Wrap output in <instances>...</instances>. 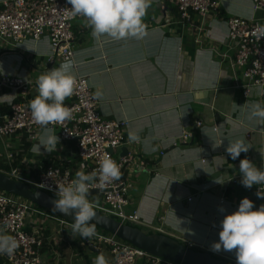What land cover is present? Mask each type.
Here are the masks:
<instances>
[{"label":"crops","instance_id":"obj_1","mask_svg":"<svg viewBox=\"0 0 264 264\" xmlns=\"http://www.w3.org/2000/svg\"><path fill=\"white\" fill-rule=\"evenodd\" d=\"M4 1L0 0V9ZM234 17L254 18L264 25V11L254 12L251 0H221L218 14L206 19L193 15L190 23L173 5L152 0L143 17L145 35L139 39L94 38L86 19L73 23V74L88 78L102 117L128 122L127 144L115 157L132 158L124 176L133 184L127 212L138 213L140 219L133 225L147 233L159 234L155 230L162 229L160 235L229 264H236L235 250L211 251L219 241L220 221L237 211V203L245 197L253 196V210L264 202L254 196L256 186L243 187L239 172V162L246 157L264 167V122L248 119L253 104L264 107V89L254 88L249 98L244 97L248 83L234 66L236 49L228 38L227 21ZM61 63L52 58L47 35L20 45L0 38V76L29 82L31 101L38 96V77ZM16 99L15 91L0 90V115L9 114ZM183 131L191 141L195 135L193 144L179 142ZM130 132L139 141L129 140ZM40 139L34 144L21 133L6 139L16 165L26 171L39 165L78 168L74 143H58L48 153L37 150ZM237 139L250 148L233 161L226 148ZM235 177H240L239 182L231 184ZM220 208L226 212L222 214ZM44 230L51 238L42 249L45 264L54 263V251L62 264H94L98 254L112 262L107 249L93 252L82 246L79 236L55 245L56 224L47 222ZM0 264H5L2 259Z\"/></svg>","mask_w":264,"mask_h":264},{"label":"built area","instance_id":"obj_2","mask_svg":"<svg viewBox=\"0 0 264 264\" xmlns=\"http://www.w3.org/2000/svg\"><path fill=\"white\" fill-rule=\"evenodd\" d=\"M254 12L264 11V0H251ZM164 4H171L177 8L183 21L192 22L193 15L206 19L218 14L221 0H162ZM71 5L67 0H7L0 9V38L7 43L23 44L27 39L40 41L44 36L49 37L52 58L62 62L75 57V35L73 23L81 16L72 17ZM258 26H264L256 19L230 18L227 21L228 38L235 45L236 57L234 66L243 72L247 81L244 97L251 95L252 89H264V37L258 39L253 33ZM13 90L17 99L11 106V112L0 115V174L11 179L27 183L49 195L54 192L45 191L39 184L45 183L53 191L61 185L67 186L76 178L75 173L89 174L97 171L95 183L91 188L89 199L98 201L96 211L112 217L122 224H140L138 213L130 214V192L133 184L125 178V172L131 166V155L116 158L115 153L127 144V121H113L102 117L98 101L90 87L88 78L76 77V87L70 101L64 105L71 109L72 119L63 123L49 125L58 132L59 143L65 145L74 143L79 159L78 168L74 170L70 165L35 167L32 172L37 180L26 178L22 167L16 165L15 155L5 141L7 138L24 134L28 141L36 144L43 134V129L31 115L29 92L30 83L19 77L0 76V90ZM7 117V119H5ZM199 125V123H198ZM177 142V141H176ZM180 143L191 142V135L183 131ZM174 143V146H177ZM109 156L120 167L122 173L119 181L104 184L100 187V163L104 156ZM5 167V168H4ZM51 176L48 177V172ZM242 179V177H241ZM240 177L231 180V184L238 183ZM264 185L254 188L253 194ZM96 194H91L96 192ZM91 194V195H90ZM99 198V199H98ZM253 201L252 197H245ZM191 200V199H190ZM242 200V199H241ZM240 200V201H241ZM240 201L237 203L239 206ZM50 222L58 226L62 241L74 239L78 233H73L72 223L40 210L28 200L13 194L0 191V232L14 236L18 248L12 256L0 254L5 264H45L42 258V249L51 242L44 230V224ZM164 233L162 229H156ZM81 238V237H80ZM82 239V238H81ZM82 246L98 250L107 249L112 258L111 264H181L158 258L126 243L116 235L110 234L96 227V235L90 239H82ZM59 251V250H58ZM53 264H62L59 252L52 254Z\"/></svg>","mask_w":264,"mask_h":264},{"label":"clouds","instance_id":"obj_3","mask_svg":"<svg viewBox=\"0 0 264 264\" xmlns=\"http://www.w3.org/2000/svg\"><path fill=\"white\" fill-rule=\"evenodd\" d=\"M151 2L152 0H67L72 6L71 16L86 19L94 38L107 36L116 41L139 39L145 35L143 17ZM253 34L257 35L258 39L264 37V26H258ZM2 74L0 69V75ZM37 86L38 96L29 105L33 120L43 129L37 150L41 151L43 148L50 153L56 149L59 137L49 125L72 119V111L64 105V101L73 95L76 87L73 62L66 60L59 67L40 75ZM248 119L264 122V107L259 103L253 104ZM139 139L137 134L129 133V140ZM249 148L243 139H237L229 142L226 152L231 160L235 161L241 153H248ZM98 172L100 187L119 181L122 176L120 167L107 155L102 159ZM239 172L242 176L241 184L246 189L264 185V167L258 168L247 157L240 160ZM47 175L50 177L51 171ZM96 178L97 171L89 174L77 172L76 178L69 185H61L55 191L45 183L39 184L45 191L54 192L57 198L53 200L52 211L63 216H72V231L74 234L78 233L82 239H90L96 235L95 223L90 222L97 216L95 209L98 207V201L94 203L89 199L90 189L97 187ZM39 196L40 192H37L36 198ZM256 196L258 199H264V190L259 188ZM253 208L254 202L243 198L237 211L224 215L220 221L219 241L211 245V251L235 250L236 264H264V204H261L258 210ZM219 211L223 214L226 209L220 208ZM17 248L18 242L14 236L0 232V254L12 256ZM94 264H108V260L103 254H98Z\"/></svg>","mask_w":264,"mask_h":264},{"label":"water","instance_id":"obj_4","mask_svg":"<svg viewBox=\"0 0 264 264\" xmlns=\"http://www.w3.org/2000/svg\"><path fill=\"white\" fill-rule=\"evenodd\" d=\"M194 138L195 135L193 134L190 144H193ZM32 188L33 187L31 186L10 179L6 175L0 174L1 191L28 200L40 208L52 211L53 200L57 197L49 195L41 190L33 191ZM37 192H40L39 198H36ZM96 193L97 191L92 192L91 194ZM96 213V218L90 223H95L97 228L116 235L119 239L152 256L181 264H229L223 259L214 257V255L210 253L204 251L198 252L191 247L187 248L186 245L171 237L156 233H147L136 225L122 224L116 219L106 216L98 211H96ZM56 214L63 219L74 223V218L72 216H63L59 213ZM90 249L93 252H99L98 249Z\"/></svg>","mask_w":264,"mask_h":264},{"label":"trees","instance_id":"obj_5","mask_svg":"<svg viewBox=\"0 0 264 264\" xmlns=\"http://www.w3.org/2000/svg\"><path fill=\"white\" fill-rule=\"evenodd\" d=\"M48 166H50V165H47L46 167H48ZM5 168V167H4ZM24 172H23V175L26 177V178H29V179H34V180H37V176L32 172V171H26V170H23ZM10 178V177H9ZM11 179V178H10ZM13 180V179H12ZM21 183H23V182H21ZM23 184H25V185H28L27 183H23ZM28 186H31V185H28ZM31 187H33L32 188V190L33 191H35V190H38L37 188H35L34 186H31ZM1 191V190H0ZM99 199V198H98ZM262 202L263 201H260L259 203L260 204H262ZM264 203V202H263ZM38 207V206H37ZM43 209V208H42ZM43 210H45V211H47V212H49L50 214H52V215H55V216H57V217H59V218H62L61 216H59L58 214H56L55 212H53V211H51V210H46V209H43ZM96 211V210H95ZM63 219V218H62ZM130 225H132V224H130ZM45 234H46V232H45ZM160 234V233H159ZM127 243V242H126ZM182 243V242H181ZM129 244V243H128ZM183 244V243H182ZM131 245V244H130ZM46 246L47 245H45L44 246V248H46ZM187 248H188V246H186ZM44 250V249H43ZM193 250H195V251H198V252H201V250L200 249H197V248H193ZM215 257V256H214ZM217 258V257H216ZM219 259V258H218ZM140 264H146L145 263V260H141L140 261Z\"/></svg>","mask_w":264,"mask_h":264},{"label":"rangeland","instance_id":"obj_6","mask_svg":"<svg viewBox=\"0 0 264 264\" xmlns=\"http://www.w3.org/2000/svg\"><path fill=\"white\" fill-rule=\"evenodd\" d=\"M0 150H2V149H0ZM3 151V150H2ZM40 210H42L43 211V209L42 208H40V207H38ZM143 230V229H142ZM146 232V231H145ZM53 239L55 240V245H57V246H60V245H63L62 244V239L60 238V236H59V234H53ZM180 242V241H179ZM83 249H85V250H87L86 248H83ZM84 253H88L87 251H83ZM95 258L97 257V256H94Z\"/></svg>","mask_w":264,"mask_h":264}]
</instances>
